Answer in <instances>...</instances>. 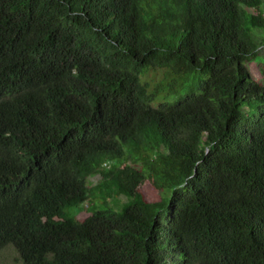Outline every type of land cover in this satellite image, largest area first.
<instances>
[{
    "label": "trees",
    "instance_id": "trees-1",
    "mask_svg": "<svg viewBox=\"0 0 264 264\" xmlns=\"http://www.w3.org/2000/svg\"><path fill=\"white\" fill-rule=\"evenodd\" d=\"M263 7L0 0V251L21 264H264V82L248 67Z\"/></svg>",
    "mask_w": 264,
    "mask_h": 264
},
{
    "label": "rangeland",
    "instance_id": "rangeland-1",
    "mask_svg": "<svg viewBox=\"0 0 264 264\" xmlns=\"http://www.w3.org/2000/svg\"><path fill=\"white\" fill-rule=\"evenodd\" d=\"M264 10V7H263ZM252 11V10H251ZM258 57L259 58H253L251 62L248 63V67L250 69V72L252 76L257 80L258 82H264V76L262 74V68H264V47H260L258 50ZM256 107V105H255ZM254 108V107H253ZM97 183L96 178L91 179V185H94ZM140 192L143 194V197L147 201H159L160 194L155 189V187L151 184V182L147 181L142 187H140ZM164 195L170 196L171 192L166 191ZM129 198L126 196H118L117 198H114L111 200L110 205L115 210H121L123 206L129 202ZM89 204H85L83 206V210L78 214L77 218L80 221H83L85 218H87L90 213L88 211ZM77 210L76 208L71 209V212H74ZM0 264H21L19 261L18 254L13 249V247H8L3 251H0Z\"/></svg>",
    "mask_w": 264,
    "mask_h": 264
}]
</instances>
